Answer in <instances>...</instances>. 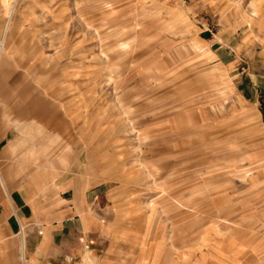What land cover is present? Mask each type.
Wrapping results in <instances>:
<instances>
[{
	"label": "rangeland",
	"instance_id": "374dc122",
	"mask_svg": "<svg viewBox=\"0 0 264 264\" xmlns=\"http://www.w3.org/2000/svg\"><path fill=\"white\" fill-rule=\"evenodd\" d=\"M7 121L107 188L116 264H264V0H0Z\"/></svg>",
	"mask_w": 264,
	"mask_h": 264
},
{
	"label": "crops",
	"instance_id": "0c3cea01",
	"mask_svg": "<svg viewBox=\"0 0 264 264\" xmlns=\"http://www.w3.org/2000/svg\"><path fill=\"white\" fill-rule=\"evenodd\" d=\"M29 131L40 135L30 160L17 157L28 150L24 128L0 124V264H116L107 188L61 178L58 163L43 160V128Z\"/></svg>",
	"mask_w": 264,
	"mask_h": 264
}]
</instances>
